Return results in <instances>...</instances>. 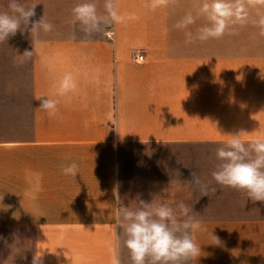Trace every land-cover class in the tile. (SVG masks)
I'll list each match as a JSON object with an SVG mask.
<instances>
[{"label": "crops", "instance_id": "1", "mask_svg": "<svg viewBox=\"0 0 264 264\" xmlns=\"http://www.w3.org/2000/svg\"><path fill=\"white\" fill-rule=\"evenodd\" d=\"M18 2L37 4L31 19L53 30L0 43V264H32L35 253L43 264H132L112 226L117 202L136 210L139 199L193 209L206 231L194 233L201 256L189 264H264V202L212 177L229 134L264 138V42L232 41V21L224 38L198 39L203 0H116L138 19L107 26L110 36H86L72 13L88 2L105 14V0ZM25 49L35 53L20 64ZM65 72L77 90L49 117L35 97ZM72 163L75 177L62 171Z\"/></svg>", "mask_w": 264, "mask_h": 264}, {"label": "clouds", "instance_id": "2", "mask_svg": "<svg viewBox=\"0 0 264 264\" xmlns=\"http://www.w3.org/2000/svg\"><path fill=\"white\" fill-rule=\"evenodd\" d=\"M166 0H151L153 8L165 3ZM37 4H21L18 0H9L10 11L0 12V43L7 42L19 31L23 34L30 32L31 37L39 33H49L53 25L46 21L44 15L39 20H32L36 13ZM105 14H100L95 3H80L73 9L75 21L81 25L86 36L97 32H104L107 26L119 24L125 20H135L133 14H120L116 0H105ZM208 21V24L198 30V39L221 37L230 21L243 20V0H203L199 9ZM193 17L187 16L179 27L193 23ZM264 26V17L259 21ZM264 34V32H262ZM191 38V33L187 34ZM35 49H25L18 55V62L23 64L31 60ZM54 92L51 96H36L40 101L39 108L49 117L58 115L60 98L68 96L77 90V81L72 72H65L53 84ZM244 131L229 134L223 146L217 149L216 156L220 163L212 172L213 179L221 186L236 190H244L247 197L253 202H264V138H256L245 142L242 139ZM65 175L77 176L78 165L72 163L62 169ZM199 187L202 195L209 196V188L204 184L196 172H192V181ZM215 192V189L211 190ZM118 206L115 213L117 231L123 230L126 235L124 245L130 252L132 264H189L190 261L200 257L201 247L195 242L194 233L206 231L199 220L196 219L193 209L183 202L177 205L174 211L167 203H151L138 200L139 207L132 210L126 206ZM215 237V236H214ZM216 244L220 241L217 237ZM41 254L35 253L32 264H43ZM119 264V261H114Z\"/></svg>", "mask_w": 264, "mask_h": 264}, {"label": "rangeland", "instance_id": "3", "mask_svg": "<svg viewBox=\"0 0 264 264\" xmlns=\"http://www.w3.org/2000/svg\"><path fill=\"white\" fill-rule=\"evenodd\" d=\"M244 12L243 20L232 21L238 23L237 34L232 35L235 42H264V26L259 23L260 19L264 17V2L263 0H243ZM252 8L249 12V8ZM247 9V11H246ZM230 24V23H229ZM225 31H228L226 28ZM227 34H223V38ZM5 72L4 68L0 67V110L5 108ZM1 112V111H0Z\"/></svg>", "mask_w": 264, "mask_h": 264}, {"label": "built area", "instance_id": "4", "mask_svg": "<svg viewBox=\"0 0 264 264\" xmlns=\"http://www.w3.org/2000/svg\"><path fill=\"white\" fill-rule=\"evenodd\" d=\"M136 60H137L138 63L143 62V61H144V56H143V54H142V53L137 54V55H136Z\"/></svg>", "mask_w": 264, "mask_h": 264}]
</instances>
